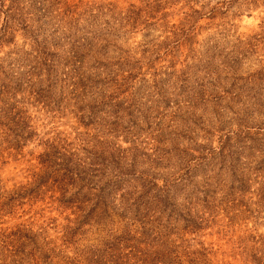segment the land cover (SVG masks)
Wrapping results in <instances>:
<instances>
[{
    "label": "rangeland",
    "instance_id": "rangeland-1",
    "mask_svg": "<svg viewBox=\"0 0 264 264\" xmlns=\"http://www.w3.org/2000/svg\"><path fill=\"white\" fill-rule=\"evenodd\" d=\"M0 264H264V0H0Z\"/></svg>",
    "mask_w": 264,
    "mask_h": 264
}]
</instances>
